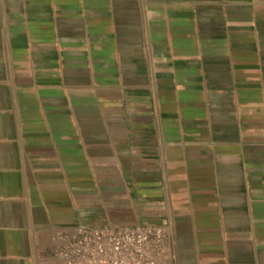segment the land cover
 <instances>
[{"label": "crops", "instance_id": "obj_1", "mask_svg": "<svg viewBox=\"0 0 264 264\" xmlns=\"http://www.w3.org/2000/svg\"><path fill=\"white\" fill-rule=\"evenodd\" d=\"M161 221L264 264V0H0V264Z\"/></svg>", "mask_w": 264, "mask_h": 264}, {"label": "built area", "instance_id": "obj_2", "mask_svg": "<svg viewBox=\"0 0 264 264\" xmlns=\"http://www.w3.org/2000/svg\"><path fill=\"white\" fill-rule=\"evenodd\" d=\"M54 264H175L167 221L137 225H78L59 233Z\"/></svg>", "mask_w": 264, "mask_h": 264}, {"label": "rangeland", "instance_id": "obj_3", "mask_svg": "<svg viewBox=\"0 0 264 264\" xmlns=\"http://www.w3.org/2000/svg\"><path fill=\"white\" fill-rule=\"evenodd\" d=\"M253 80H247V84L250 83V84H253L252 82ZM252 86V85H251Z\"/></svg>", "mask_w": 264, "mask_h": 264}]
</instances>
